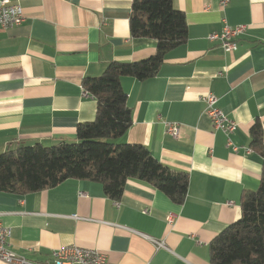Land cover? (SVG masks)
Returning a JSON list of instances; mask_svg holds the SVG:
<instances>
[{"label":"crops","instance_id":"0c3cea01","mask_svg":"<svg viewBox=\"0 0 264 264\" xmlns=\"http://www.w3.org/2000/svg\"><path fill=\"white\" fill-rule=\"evenodd\" d=\"M15 2L24 22L0 28V155L76 143L78 126L97 113L84 80L113 62L150 59L157 47L132 38L133 0ZM174 7L185 13L188 40L167 53L157 76L122 78L133 126L118 143L142 145L165 167L187 173L185 202L135 179L119 201L101 184L76 179L27 195L0 192L13 253L50 264L54 250L76 245L112 264H211V243L241 219L242 195L258 189L263 169L251 132L258 123L264 134V0H229L226 8L221 0H174ZM225 23L247 27L234 53L208 39ZM209 93L238 124L237 152L206 114ZM170 124L179 126L177 140L167 133Z\"/></svg>","mask_w":264,"mask_h":264},{"label":"trees","instance_id":"16d2710c","mask_svg":"<svg viewBox=\"0 0 264 264\" xmlns=\"http://www.w3.org/2000/svg\"><path fill=\"white\" fill-rule=\"evenodd\" d=\"M130 31L133 39L154 40L155 56L141 62H113L101 76L85 79L84 90L97 102L95 120L78 126L76 143L38 144L1 154L0 192L27 195L76 179L101 184L107 197L119 201L127 182L135 179L176 204L185 202L187 173L165 167L142 145L118 141L133 126L122 78L145 81L157 76L167 53L187 42V19L175 9L174 0H133ZM251 133V147L263 159L261 182L257 190L243 193L241 219L211 243V264H264V134L258 123Z\"/></svg>","mask_w":264,"mask_h":264},{"label":"built area","instance_id":"2783aa9c","mask_svg":"<svg viewBox=\"0 0 264 264\" xmlns=\"http://www.w3.org/2000/svg\"><path fill=\"white\" fill-rule=\"evenodd\" d=\"M16 0H2L0 3V28L13 29L19 27L24 22L23 9L18 5ZM229 0H221V6L226 8ZM246 26L231 27L225 23L221 33H214L208 36L209 41L219 43L225 53H234L238 50L239 38L246 32ZM84 95L88 92L84 90ZM203 101L206 103V114L213 123L214 129L220 131L227 137V146L234 152L239 149L233 142L232 136L238 129L236 121L227 116L219 108V99L212 93L204 96ZM168 135L174 139L180 136L179 126L170 124L167 130ZM252 150H248L250 154ZM175 216L169 215L168 222L173 223ZM13 230L0 222V262L5 264H35L25 257L13 253L9 249V241L12 238ZM158 249L165 248L163 242L154 241ZM50 264H112L104 254L96 249H86L76 245H70L56 249L53 252V261Z\"/></svg>","mask_w":264,"mask_h":264}]
</instances>
